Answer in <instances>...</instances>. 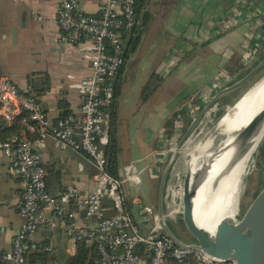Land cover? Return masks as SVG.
I'll return each mask as SVG.
<instances>
[{
    "label": "crops",
    "instance_id": "0c3cea01",
    "mask_svg": "<svg viewBox=\"0 0 264 264\" xmlns=\"http://www.w3.org/2000/svg\"><path fill=\"white\" fill-rule=\"evenodd\" d=\"M105 3L79 0V11L98 15ZM58 4V0H0L1 72L20 87L30 86L52 122L66 113H80V93L68 85L91 73L84 45L62 38ZM143 11L147 14L143 32L116 79L113 118L120 172L134 159L156 150L159 131L166 128L171 114L186 108L182 106L186 99L199 98L203 103L214 85L222 89L241 78V72L232 75L228 68L249 65L251 69L264 51V0H144ZM123 39L128 51L130 35ZM175 47L182 57L179 62L171 58ZM155 72L165 79L144 102L141 96ZM162 93L172 94L159 101ZM178 99L181 102L176 105ZM15 119H7L0 111V141L12 134ZM20 124L18 134L23 133L21 120ZM38 150L49 171L47 190L56 199L68 185L95 188L96 169L84 153L59 148L52 136ZM163 171L148 169L146 176V193L154 203ZM132 189L130 184L125 187L129 199L134 204L142 201L144 189ZM23 190L20 177L0 155V252L12 248L22 227L18 203ZM104 207L110 209L109 199ZM75 213L80 226L97 224L96 217L86 216L84 207H76ZM35 238L52 246L51 253L72 255L73 242L63 229L42 226Z\"/></svg>",
    "mask_w": 264,
    "mask_h": 264
},
{
    "label": "built area",
    "instance_id": "2783aa9c",
    "mask_svg": "<svg viewBox=\"0 0 264 264\" xmlns=\"http://www.w3.org/2000/svg\"><path fill=\"white\" fill-rule=\"evenodd\" d=\"M58 3L57 23L62 38L70 44L84 45L91 73L68 85L80 93V113H66L52 122L32 88L20 87L0 69V111L7 119L22 115L23 126V133L0 141V155L9 161L24 186L18 203L24 221L12 248L0 252V264H28V253L40 248L35 233L42 226L52 231L63 229L73 242L71 254L78 243L95 242L101 264H233L177 245L156 223L151 230L142 231L124 207V200L129 198L126 185H141L135 162L126 164L118 175L109 171L107 149L114 130L116 79L126 62L123 37L142 23L137 0H106L98 15L80 12L79 0ZM177 51L171 55L174 61L179 57ZM192 113V109L186 110L183 116L187 118ZM183 121L179 120L178 126H184L186 120ZM48 136L55 139L59 148L80 151L91 160L96 169L95 188L68 185L60 199L48 192L49 171L38 150ZM165 142L160 140L156 150L144 156L147 169L159 173L165 168L171 151ZM72 199L84 207L87 217L97 218L95 226H80L75 209L69 208ZM105 199L111 201L110 209L104 207ZM155 211L153 205L146 204L140 213L154 221ZM44 250L53 251V247L46 245Z\"/></svg>",
    "mask_w": 264,
    "mask_h": 264
},
{
    "label": "water",
    "instance_id": "95a60500",
    "mask_svg": "<svg viewBox=\"0 0 264 264\" xmlns=\"http://www.w3.org/2000/svg\"><path fill=\"white\" fill-rule=\"evenodd\" d=\"M127 50V44H124ZM264 68V56L244 76L230 85L221 89L214 98L204 107L197 118L193 120L190 127L179 143L176 144L173 153L167 161L159 185V195L154 203L146 193V176L148 169L144 157L134 159L137 172L141 178V185L132 190H143L142 201L134 204L133 216L142 231L146 232L154 227V223L161 226L163 231L174 239L177 245L199 250L210 256L231 261L233 264H264V168L259 173L253 185L239 196L235 203L236 212L233 217L222 219L214 233L203 228L195 217V197L202 184L207 179L215 162L227 154V165H236L247 153L254 155L258 146L264 138L256 142L260 131L264 129V108L252 119L242 133L234 142L221 145L222 142L213 141L211 148L204 154L196 155L191 160L183 158V147L186 140L196 126L209 110L216 106L217 101L225 95L245 85L255 74ZM264 75L254 82L234 103L225 107L223 114L215 121L213 128L227 114L230 107H234L246 93H248ZM209 128L208 134L212 129ZM208 142V138L207 141ZM224 153V154H222ZM185 169V174L182 170ZM175 181V183H174ZM155 208L154 221L148 215H142L141 209L146 205ZM182 222L180 229L175 226ZM186 232L192 239H188ZM188 239V240H185Z\"/></svg>",
    "mask_w": 264,
    "mask_h": 264
},
{
    "label": "bare ground",
    "instance_id": "6f19581e",
    "mask_svg": "<svg viewBox=\"0 0 264 264\" xmlns=\"http://www.w3.org/2000/svg\"><path fill=\"white\" fill-rule=\"evenodd\" d=\"M238 106L234 111L233 109L235 106L227 112L228 115L233 111L232 114L234 115L220 140L222 142L221 145L233 143L235 138L242 133L252 119L264 108V78L245 94L238 103ZM226 117L223 118V121H225ZM229 119L230 118L226 120V123ZM223 121L219 126L214 128V135L222 129ZM226 123L224 125H226ZM263 134L264 129L260 131L258 138H256V142L262 139ZM231 151L232 149L227 154L222 153L224 155L215 162L214 183L210 195V210L208 208L206 212L207 220L202 214L201 205L199 204L204 194L202 188H199L194 200L197 222L201 227L206 228L211 233L216 231V227L222 219L225 217H233L235 213V203L241 195L244 177L250 160L253 157L249 154L250 150L236 165L229 167L226 166V157L231 154ZM262 190H264V187Z\"/></svg>",
    "mask_w": 264,
    "mask_h": 264
},
{
    "label": "rangeland",
    "instance_id": "374dc122",
    "mask_svg": "<svg viewBox=\"0 0 264 264\" xmlns=\"http://www.w3.org/2000/svg\"><path fill=\"white\" fill-rule=\"evenodd\" d=\"M177 48L178 47H175L173 49V52L175 50H178L179 49V48L178 49ZM178 51H180V50H178ZM179 53L180 52H178V54H177L179 56L178 59L176 60L177 62H179L182 59V57H180V54ZM249 68H250L249 65L246 66V70L249 69ZM246 70L244 69V71H246ZM263 75H264V68L260 72H258L257 74H255L245 85H243V87L241 88V90L235 95V97H233V100L236 101L254 82H256ZM226 86H227V83H226V85L224 87H226ZM217 88L218 87L216 85H214L212 94L209 93L203 103L199 100V98L196 99V100H199L200 102H196V100L194 101L195 98H193V97H191L190 99H186L185 104H183L182 106L183 107H186L184 109H186L188 111L190 109H192L193 113L191 114L192 116H189L187 118H184L185 116H183V115H180L178 117L179 120H182V121L183 120H186L185 121V124H183L184 126H178L179 125L178 124L179 120H178L177 121V124L174 127V129H172V130H162V131L160 130L159 131L160 140L161 141L162 140H165L166 141L165 143L167 144V148L171 149V151L168 154V158L171 157V155L173 153V150L175 148V145L177 143H179L180 140L183 138L184 134L186 133V131L190 127V125L193 122V120L199 116V114L202 112V110L204 109V107L221 90L220 88H218V89ZM170 94H172V93H162L159 96V101L166 100V98H168ZM180 102H181V100L178 99V102L176 103V105L179 104ZM192 102H193V104H192ZM194 103L196 105H194ZM238 103L235 105L233 111L238 106ZM184 105H186V106H184ZM230 105L231 104H227V105L220 106L219 104H216V106L213 109L209 110V112H207L205 114V116L202 118V120L199 121L196 124V126L194 127V129L192 130V132H191V134L189 136V140H186L185 146L183 147V151H184L183 152V158L185 160H191L192 157L193 158H194V156L197 157L196 155H200L201 153L204 154L206 150H208V149L211 148V145L213 144V141H217V140L220 141L222 139V137H223V135H224V133H225V131L227 129V126L230 123V121H231V119H232V117L234 115V114H232L233 111L231 113H229L228 115L226 114L227 117H226V115L224 116V118L226 117L225 121H223V119H222L217 125H215V127H217L223 121V124H222L223 127H222V129L220 131H218L216 133V135H214V133H213L214 132V128H215V127L213 128V126L215 124L214 123L215 121L213 119H214V116H215L216 111H219L220 108H222V110H223L225 107H228ZM170 106L171 105L167 106L168 109L170 108ZM194 107H196V108H194ZM232 108L233 107H230L227 112H229ZM186 110H184V111H186ZM172 115L173 114H171L169 116V118ZM228 118H230V119L226 123V120ZM225 123H226V125H224ZM209 126H210V128H213L211 134H208L207 133L208 130H210V129H208ZM207 138H208V142H206L207 141ZM263 141H264V138H263L262 142L260 143V145L258 146V148H257L256 152L254 153L253 157L250 160V163H249L248 168H247V171H246V175L244 177L243 186H242V190H241V196L244 194L245 191H247V189H249L253 185V183L256 181L259 173L264 168V167L261 168V167H259L257 165L258 161H257V158H256V154L259 152L260 146L262 145ZM182 172H183V174H185V169L182 170ZM214 176H215V164L211 168L210 173H209L207 179L205 180V182L200 187V188H202L204 190V194L202 195V200L199 201V204L201 205L202 214L204 215V217L206 218V220H207V213L206 212L208 211V208L210 210V195H211V191L213 189ZM159 185H160V183H159ZM263 187H264V183H263ZM234 211L236 212L235 209H234ZM180 226H182V224L181 223H178L175 226H171V228H173L175 230H177V229L179 230L180 229ZM186 236H187L188 239H192L189 234H186ZM188 239H185V240H188Z\"/></svg>",
    "mask_w": 264,
    "mask_h": 264
},
{
    "label": "trees",
    "instance_id": "16d2710c",
    "mask_svg": "<svg viewBox=\"0 0 264 264\" xmlns=\"http://www.w3.org/2000/svg\"><path fill=\"white\" fill-rule=\"evenodd\" d=\"M143 2L144 0H137V3H138L137 7H138L139 12L142 10ZM146 20H147V14L145 13V11H143L141 25L125 33L126 35L127 34L130 35V39L128 41V46H129L128 51L125 50L126 60L129 57V54H128L129 49L134 50L136 48V45L139 41L141 33L143 32ZM263 55H264V51L260 54L259 58H262ZM244 69L246 70V65L238 66L235 69L228 68L227 70L232 75H236L238 72L239 73L241 72V77H242L243 75L246 74V72H248V70H250V68L247 69L246 71H244ZM164 79H165V76L160 72H155L152 74V76L150 77L146 85L145 91L141 96L144 102L149 100L150 97L154 94V92L157 91V89L162 85ZM242 87L220 98L216 104L223 106V105L234 103L235 101L233 100V97H235V95L241 90ZM32 93H33V90H32ZM36 99L39 101L37 97ZM222 114H223L222 108H220L219 111H216L215 116H214L215 121L219 119V117ZM180 115H186V111H184V109L178 110L167 120L165 125L168 128V130L174 129L175 124H176V119ZM15 118H16L15 125L13 127L12 134L9 136H5L4 139H8L9 137L15 134H18L21 131L20 120L22 119V115H17ZM115 131H116V127L114 123V130L112 131L111 145L107 149V154L109 158V171L114 175H118L120 173L119 159H118L119 149L117 146ZM34 136L36 138V135ZM256 158L258 161L257 165L263 168L264 167V141L262 145L260 146L259 152L256 154ZM158 186L159 184L157 185V187ZM262 188H263V185H262ZM76 207H78V204L74 199H72L69 203V208L75 209ZM124 207H125V210L130 212L131 215L133 216L132 211L134 208V201L132 199L126 198L124 200ZM45 246L46 245L40 244L39 250L28 253L27 263L28 264H56L57 262H60L62 264H101V257H100V254H99V251H98V248L95 242L93 243L80 242L77 245L75 253L72 255H66V256L55 254L54 252L51 253L50 251H45L44 250ZM195 264H198V263H195Z\"/></svg>",
    "mask_w": 264,
    "mask_h": 264
},
{
    "label": "flooded vegetation",
    "instance_id": "af4514ba",
    "mask_svg": "<svg viewBox=\"0 0 264 264\" xmlns=\"http://www.w3.org/2000/svg\"><path fill=\"white\" fill-rule=\"evenodd\" d=\"M174 183H175V181H174ZM186 234H187L186 232H183V233H182V235H184L185 237H187Z\"/></svg>",
    "mask_w": 264,
    "mask_h": 264
}]
</instances>
